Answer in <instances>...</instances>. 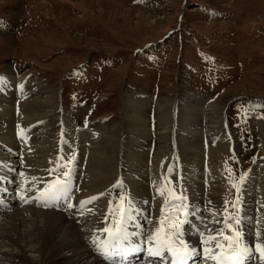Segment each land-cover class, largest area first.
Instances as JSON below:
<instances>
[{
  "label": "bare ground",
  "instance_id": "6f19581e",
  "mask_svg": "<svg viewBox=\"0 0 264 264\" xmlns=\"http://www.w3.org/2000/svg\"><path fill=\"white\" fill-rule=\"evenodd\" d=\"M0 75L5 78L0 82V264H171L167 254L150 255L145 241L157 227L167 230L181 194L187 207L174 221H183L181 236L197 249L187 263L215 264L205 257L199 233L204 239L215 237L224 225L214 222L239 215L240 246L251 249L243 264H261L255 244L264 245V158L251 172L253 182L230 202L222 174L224 159L234 148L226 110L218 101L203 94L176 103L156 100L160 148L154 156L145 115L149 95L122 94L123 121L115 131L78 128L73 114L48 103V92L52 99L59 89L42 80L33 84L12 69ZM262 148L264 152V140ZM69 170V195L61 194L60 201L45 207L36 197L46 183L63 179ZM164 173L181 183L175 198ZM118 181L125 190L123 206L128 211L122 235L127 238L114 240L102 230H114V217L120 215L108 197ZM93 196L97 198L88 202ZM69 202L74 207L69 208ZM97 245L106 247L107 255L100 254ZM120 254L130 257L121 259Z\"/></svg>",
  "mask_w": 264,
  "mask_h": 264
},
{
  "label": "rangeland",
  "instance_id": "374dc122",
  "mask_svg": "<svg viewBox=\"0 0 264 264\" xmlns=\"http://www.w3.org/2000/svg\"><path fill=\"white\" fill-rule=\"evenodd\" d=\"M12 67L33 84L59 89L52 99L48 92V103L73 114L78 128L115 131L122 94L149 95L154 156L156 100L215 99L233 140L222 174L232 203L233 184L245 191L264 158V0H0V74ZM165 180L181 194L176 178ZM121 195L123 188L110 189L113 207Z\"/></svg>",
  "mask_w": 264,
  "mask_h": 264
},
{
  "label": "snow or ice",
  "instance_id": "6c2138e0",
  "mask_svg": "<svg viewBox=\"0 0 264 264\" xmlns=\"http://www.w3.org/2000/svg\"><path fill=\"white\" fill-rule=\"evenodd\" d=\"M5 78L0 76V82H3ZM71 163V161H69ZM59 167V165L57 166ZM71 173L69 171H65L63 173V179L57 177L55 181L51 183H46L45 187L40 191L39 195L36 197L37 200L43 199L45 207L49 206V202L52 200L59 199V196L63 194L66 198L70 193L69 189V177ZM243 180V176H241V181ZM121 182H117V186H119ZM233 187L237 189V199L239 198V188L233 184ZM161 190L157 189L159 193ZM175 191V189H173ZM103 195V194H97ZM23 198V197H22ZM97 197L93 196L90 198L88 202L91 200H95ZM181 201L180 208L177 209V213L181 210L186 209V205L183 201L186 199L182 194L177 197ZM121 203L118 204V211L120 213L119 218L114 217V230L113 228H104L102 231L107 232L108 235L114 240H120L121 238L126 239L127 234L122 235L123 222L125 219V212L128 209L124 208L123 201L124 196L121 195L119 197ZM86 201H80V204L83 206ZM112 202H110L111 204ZM129 207L131 206V200L128 201ZM227 203V202H226ZM68 207L72 208L74 205L69 202ZM233 208L236 207L235 204L232 205ZM225 212H227V208H225ZM186 214V213H185ZM107 219V217L105 218ZM183 221H171L167 223V230L163 231L162 228L157 227L155 231H153L145 241L146 244L149 245L148 252L150 255L155 257L163 258L166 254L171 258V264H187L186 258L189 255H194L197 251L196 248H193L187 244V242L181 236V225ZM214 223H222L224 228L216 230V236L209 234L207 239H204V233L200 232L201 236V244L204 245L203 252L206 258H210L215 261V264H243V257L248 255L251 252V249L248 246H240V237H241V218L239 215L236 217H226L222 221L214 222ZM234 231V235H227L226 231ZM218 237H222L223 240L218 239ZM224 241L227 242L225 245ZM214 243V247L211 245ZM136 247H139L137 245ZM255 249L259 253V257L261 260V264H264V245L260 243L255 244ZM133 251L136 248L131 249ZM219 250V251H217ZM97 251L102 255H107L106 247L102 250L99 245H97Z\"/></svg>",
  "mask_w": 264,
  "mask_h": 264
}]
</instances>
